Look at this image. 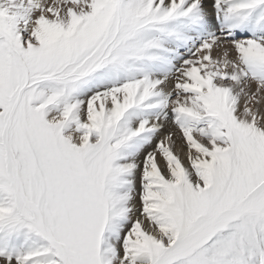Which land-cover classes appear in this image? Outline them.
I'll return each instance as SVG.
<instances>
[{
  "label": "snow or ice",
  "instance_id": "6c2138e0",
  "mask_svg": "<svg viewBox=\"0 0 264 264\" xmlns=\"http://www.w3.org/2000/svg\"><path fill=\"white\" fill-rule=\"evenodd\" d=\"M0 264H264V0H0Z\"/></svg>",
  "mask_w": 264,
  "mask_h": 264
}]
</instances>
